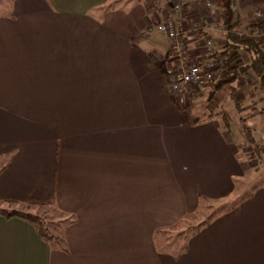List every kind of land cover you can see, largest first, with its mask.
Instances as JSON below:
<instances>
[{"label": "crops", "instance_id": "1", "mask_svg": "<svg viewBox=\"0 0 264 264\" xmlns=\"http://www.w3.org/2000/svg\"><path fill=\"white\" fill-rule=\"evenodd\" d=\"M177 1L0 0V204L37 202L73 220L64 244H47L0 216V264H264V190L182 253L157 243L200 198L234 196L244 175L219 123L193 126L167 90L157 26ZM234 6L244 23L264 0ZM202 14L188 1L186 21Z\"/></svg>", "mask_w": 264, "mask_h": 264}, {"label": "rangeland", "instance_id": "2", "mask_svg": "<svg viewBox=\"0 0 264 264\" xmlns=\"http://www.w3.org/2000/svg\"><path fill=\"white\" fill-rule=\"evenodd\" d=\"M218 9L220 14L219 21L212 25V30L209 35L214 40L216 52L225 51L226 31L222 27L223 13L222 8ZM264 7L261 9L263 10ZM260 10H252L251 20H260L256 14ZM248 21L242 22L237 33L249 34L251 28ZM159 40L164 41L162 33L157 34ZM264 37V36H263ZM262 38V36H261ZM202 43L200 42V45ZM229 53V52H228ZM231 54V53H230ZM232 55V54H231ZM244 62H248V58L244 57ZM221 80V79H220ZM219 80V81H220ZM214 82L211 85L202 89L201 93L193 100L181 102L178 97L171 94L178 103L182 106L189 105V112L199 122L216 121L219 123L222 130L228 135L230 143L234 147L235 152L241 160L244 175L236 181V189L234 196L229 199L218 202H204L199 213L190 217L186 221H180L169 230H162L158 237V245L162 251L176 252L183 249L186 237L191 230L204 222L209 216L214 215L225 206L231 204L232 201H245L255 195L258 191L264 190V153L262 152L259 160L250 165L248 154L254 147L247 141L244 132V125L250 128L252 137L258 145V150H264V90L260 87L259 81L250 76L249 78L240 77L238 82L232 85H226L221 89H214ZM166 83V82H165ZM233 92L243 94L245 100L242 102L240 110L237 108L233 99ZM228 120V121H227ZM229 122V131L225 128ZM6 161L1 160L0 168ZM230 202V203H229ZM227 204V205H225ZM0 211L19 212L34 218H38L50 227L51 233L57 237L62 235L63 222L66 220V215L57 212L51 208L34 206V205H7L0 204ZM54 227V228H51ZM182 247V248H181Z\"/></svg>", "mask_w": 264, "mask_h": 264}, {"label": "built area", "instance_id": "3", "mask_svg": "<svg viewBox=\"0 0 264 264\" xmlns=\"http://www.w3.org/2000/svg\"><path fill=\"white\" fill-rule=\"evenodd\" d=\"M188 1L175 2L157 26L167 38L170 49L165 84L168 92L181 102L195 99L207 85L222 79L226 64L232 57L228 52H216L214 40L209 35L212 25L220 18L213 0H201L203 14L191 23L185 16ZM256 16L264 20V9ZM190 37L199 42L196 51L189 48Z\"/></svg>", "mask_w": 264, "mask_h": 264}, {"label": "trees", "instance_id": "4", "mask_svg": "<svg viewBox=\"0 0 264 264\" xmlns=\"http://www.w3.org/2000/svg\"><path fill=\"white\" fill-rule=\"evenodd\" d=\"M221 8H222L223 16H224L222 27L227 33L226 34V44L224 46L225 51L223 52L231 53L232 57L229 59V61L226 64V69L224 71L222 79L218 83H215L213 85L214 89H216L217 91L226 85H232L238 82L240 77L249 78L250 76H253L259 81L260 87L264 90V37H263L264 36V20L248 21L249 27L251 28V32L249 34L241 35L237 33L241 25V17L238 11L235 9L234 0H227L225 3H223ZM244 57L248 58L247 63L244 62ZM166 81H167V78L164 72V82ZM232 95H233L232 97L234 99V102L236 103L237 108L240 110V107H242V102L245 100V97L243 96V94L242 95L236 94V92H233ZM189 108L190 107L188 105V106H185L183 109L189 112ZM190 115H192V113H190ZM198 123L199 121L196 118H194V116L192 115L191 124L195 126ZM225 126H226L225 128L229 131V122H227ZM243 129H244L247 141L254 147L253 149H251V151L248 154L250 165H253L259 160L262 152L264 153V150L259 151L257 149L258 145L255 142L254 138L252 137L250 128L244 125ZM204 202H212V201H209L204 198H200V205L197 210L198 211L197 213H199L200 208L203 205L202 203ZM4 203L7 205L18 204V202H14V201H7ZM242 203H243V200L241 201L237 200V201H232L231 204L228 205L227 207L222 206L223 208L221 210H218L217 213L209 216L204 222H202L201 224L196 226L193 230H191V233H189L188 236L186 237L187 239L185 240V243L190 239V237L198 233L202 227H204L206 224L212 221L216 216L220 215L221 213L224 214L231 210H234L238 206H240ZM27 205H34V206H41V207L45 206L44 204L37 203V202H30ZM0 216H3L7 219L19 218V219H22L28 222L34 227L39 237L47 244H52V243L64 244L65 243V240L62 238V236L57 237L53 235L50 232L51 231L50 227L47 226L44 223V221L38 218H34L32 216L19 213V212H5V211H0ZM188 219L189 218L183 219L181 220V222L182 221L184 222ZM72 222L73 220L71 219L69 220V222L65 220L63 222V225L66 226L68 223H72ZM51 228H54V227L51 226ZM184 247L183 249H180L178 253H182V251L184 250Z\"/></svg>", "mask_w": 264, "mask_h": 264}]
</instances>
